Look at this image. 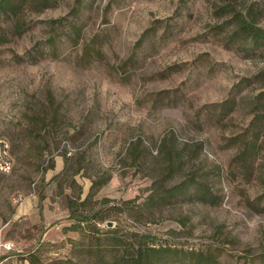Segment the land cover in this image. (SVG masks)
<instances>
[{
    "label": "rangeland",
    "instance_id": "374dc122",
    "mask_svg": "<svg viewBox=\"0 0 264 264\" xmlns=\"http://www.w3.org/2000/svg\"><path fill=\"white\" fill-rule=\"evenodd\" d=\"M25 1L0 14L1 264H95L62 233L88 195L170 264H264V46L236 31L264 0Z\"/></svg>",
    "mask_w": 264,
    "mask_h": 264
},
{
    "label": "trees",
    "instance_id": "16d2710c",
    "mask_svg": "<svg viewBox=\"0 0 264 264\" xmlns=\"http://www.w3.org/2000/svg\"><path fill=\"white\" fill-rule=\"evenodd\" d=\"M43 1L50 5V0ZM25 2V0H0V14L7 17H16L18 9ZM245 9V12L238 16L236 31L243 33L244 41L250 46H264V29L258 25V18L262 15V10L255 2H250ZM71 159L72 156H68L65 153L64 170ZM103 182L104 180L101 182L93 181L90 187V194ZM182 187H184V183L173 187L172 190L181 189ZM88 197L81 202H68L70 217L73 220L69 225L62 227V233L74 231L78 232L80 236L88 238L87 243H81L68 237V242L73 247L74 255H84L87 259L93 258L95 264H170L171 258L180 253L178 248L164 243L151 233L133 232L117 228L101 230L96 226V222L103 220L104 217L101 216L99 211L89 214L88 211L91 208L87 211L83 207ZM124 239H127V242L121 243ZM122 245L125 248L120 252L118 249ZM104 246L106 248H102ZM77 248L78 250H76ZM33 260L30 259V264L34 263ZM197 262L198 264H216L215 260H212L208 254L198 255ZM60 263L82 264L72 261L70 258L61 260Z\"/></svg>",
    "mask_w": 264,
    "mask_h": 264
},
{
    "label": "built area",
    "instance_id": "2783aa9c",
    "mask_svg": "<svg viewBox=\"0 0 264 264\" xmlns=\"http://www.w3.org/2000/svg\"><path fill=\"white\" fill-rule=\"evenodd\" d=\"M11 169V158L7 141L0 138V174L7 173ZM4 249H9V245H0Z\"/></svg>",
    "mask_w": 264,
    "mask_h": 264
},
{
    "label": "crops",
    "instance_id": "0c3cea01",
    "mask_svg": "<svg viewBox=\"0 0 264 264\" xmlns=\"http://www.w3.org/2000/svg\"><path fill=\"white\" fill-rule=\"evenodd\" d=\"M0 250H1V246H0ZM3 260H4L3 256L2 257L0 256V264L3 262Z\"/></svg>",
    "mask_w": 264,
    "mask_h": 264
}]
</instances>
